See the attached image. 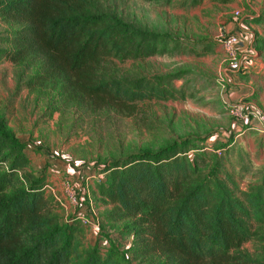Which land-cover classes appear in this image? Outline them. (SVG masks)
<instances>
[{
	"label": "trees",
	"instance_id": "trees-1",
	"mask_svg": "<svg viewBox=\"0 0 264 264\" xmlns=\"http://www.w3.org/2000/svg\"><path fill=\"white\" fill-rule=\"evenodd\" d=\"M102 2L0 0V15L21 23L0 37V60H38L36 77L58 82L65 97L89 112L130 115L142 101L184 99L183 87L172 82L183 71L133 76L114 66L184 52L179 39L129 22ZM205 43L192 52H210L213 41ZM254 44L264 48V39ZM24 146L0 125V264H264V257L239 250L264 223V164L251 170L247 152L229 136L207 161L202 147L175 139L103 161L105 179L95 185L112 204L107 219L130 218L121 226L127 246L108 239L104 250L77 248L81 221L71 215L62 223L49 208L45 175L30 169ZM247 172L256 179L241 189L234 174Z\"/></svg>",
	"mask_w": 264,
	"mask_h": 264
},
{
	"label": "rangeland",
	"instance_id": "rangeland-1",
	"mask_svg": "<svg viewBox=\"0 0 264 264\" xmlns=\"http://www.w3.org/2000/svg\"><path fill=\"white\" fill-rule=\"evenodd\" d=\"M102 4L129 22L166 31L179 39L184 52L114 61V66L118 72L133 76L183 71L172 82L175 87H183L184 99L142 101L130 115L107 109L89 112L65 97L58 82L36 77L41 70L38 60L25 59L19 64L0 60V125L25 144L23 150L30 160V169L36 174L44 173L47 205L60 217V222L67 221L69 215L89 220L88 224L81 223L78 249L97 244L104 250L108 239L120 247L129 242L121 226L130 218L108 221L112 204L96 191L95 184L105 179V173L101 172L103 161H120L127 153L140 148L155 149L170 139L202 147L200 151H204L207 161L208 156L218 151L215 145L225 143L229 136L241 141L254 167L264 164V150H258L248 137L236 136L246 127L234 121L226 109L228 103L236 102L227 100L234 83L247 75L246 70L256 61L241 52L240 70L227 71L223 52L216 42L221 27L239 31L240 37L247 34L246 40L242 39L244 47H251L258 34L264 39V0H201L196 6H189V0H103ZM256 17L263 20L254 21ZM20 26L18 21L0 15V37ZM207 40L214 43L210 52L205 55L192 52L200 50ZM221 77L225 82L223 88L218 84ZM263 78L264 73L253 78L248 88L258 86ZM253 120L255 117L251 124ZM192 153V149L186 152L189 158ZM229 159L234 162L233 153ZM253 174L235 173L236 184L245 189L255 181ZM64 180L74 187L77 205L65 199L61 187ZM97 219L98 225L94 226ZM253 228L256 234L243 242L239 250L262 258L264 223Z\"/></svg>",
	"mask_w": 264,
	"mask_h": 264
},
{
	"label": "crops",
	"instance_id": "crops-1",
	"mask_svg": "<svg viewBox=\"0 0 264 264\" xmlns=\"http://www.w3.org/2000/svg\"><path fill=\"white\" fill-rule=\"evenodd\" d=\"M258 20V22H261L263 20V18H258L256 17ZM237 32L238 36L239 35V31H235ZM239 32V33H238ZM241 35H243V37H240V50L244 55H248L250 56V58L256 62H253V66L249 69L246 70L248 71V73H245L247 75H243L241 76V80L239 79L235 84V86L233 87V91H230V93H228L227 95V100L228 101H243L244 104H248L249 106H251L254 111V117L255 120H253L252 124L250 123L249 127L243 128L236 136L239 139H243V137H248L247 139H249L251 142L257 144V149L264 150V130L260 129L262 127V125L264 124V78L262 79L261 83L259 84L258 82V86L256 87H252L251 89L248 88V84L249 82L254 78H260L261 74L264 73V48H256L253 43V37L254 35L250 36V41L251 44H253L251 47H244V42L242 39L246 40L247 34L242 33ZM258 37H256L255 39H260L259 37L261 35H257ZM254 48V49H253ZM262 59V60H261ZM252 75V76H251ZM254 81V80H253ZM248 106V107H249ZM238 140V139H237ZM235 141V143L241 148L243 149L245 152H247L241 145V141ZM241 144V145H240ZM248 154V153H247ZM248 159L250 161V158L248 156ZM250 161V169L254 170L255 168L258 167H254ZM262 165V164H261ZM260 165V166H261ZM80 213V212H79ZM71 215H69L70 217ZM68 219V218H67ZM85 228V227H84Z\"/></svg>",
	"mask_w": 264,
	"mask_h": 264
},
{
	"label": "built area",
	"instance_id": "built-area-1",
	"mask_svg": "<svg viewBox=\"0 0 264 264\" xmlns=\"http://www.w3.org/2000/svg\"><path fill=\"white\" fill-rule=\"evenodd\" d=\"M216 42L220 46L224 59L226 62V70L237 72L242 67L241 51H240V37L235 30L228 31L224 27L217 30ZM225 75V73H224ZM218 84L221 88L224 87L225 82L223 77L218 80ZM227 112L229 116L241 125H250L251 119L254 117V111L247 108L244 103L241 102H230L227 104ZM263 127V126H262ZM261 127V128H262ZM264 129V128H263ZM64 197L70 204L77 205L76 191L72 184L68 180L62 181L61 184ZM82 224H88L89 220L81 215H76ZM95 223H93L94 225Z\"/></svg>",
	"mask_w": 264,
	"mask_h": 264
}]
</instances>
